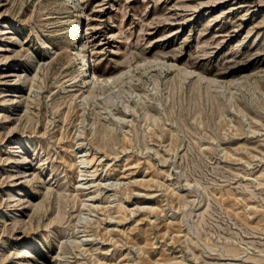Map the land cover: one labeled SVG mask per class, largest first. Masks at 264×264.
Listing matches in <instances>:
<instances>
[{
    "label": "rangeland",
    "instance_id": "374dc122",
    "mask_svg": "<svg viewBox=\"0 0 264 264\" xmlns=\"http://www.w3.org/2000/svg\"><path fill=\"white\" fill-rule=\"evenodd\" d=\"M0 264H264V0H0Z\"/></svg>",
    "mask_w": 264,
    "mask_h": 264
},
{
    "label": "bare ground",
    "instance_id": "6f19581e",
    "mask_svg": "<svg viewBox=\"0 0 264 264\" xmlns=\"http://www.w3.org/2000/svg\"><path fill=\"white\" fill-rule=\"evenodd\" d=\"M129 73H130L129 71L128 72H124V71L120 70V71H118V72H116L114 74H111V75H107V76H103L102 77V76H99V75H96L95 76V74L93 72L92 73V78L89 79L88 81H87V79H84L83 78V85H82V87H85V90H84V93L85 94L83 93L84 96H83V99L82 100L83 101L84 100H89V99H93L94 97L97 98V94L98 93L99 94H103V93L105 94V93L110 92L114 88L120 87L121 84L123 83L124 79L126 77H128ZM34 76H36V74H34ZM31 81H33V79H31ZM106 97L107 96H105V98ZM109 99H110V96H109ZM106 100H107V98H106ZM105 103H106V101H105ZM110 103L113 104V101L110 102ZM110 103H108V104H110ZM105 105H107V103ZM107 108H108V106H107ZM103 138H104V136L102 137V139ZM39 177H40V175H39ZM44 190H45V196L48 197V198H49L50 194L53 193L52 192V188L50 186L45 187ZM53 194H54L55 204H56V214H55V216L53 218V221L54 220L55 221H61L62 214L65 213V209L64 208H65L67 202L68 203L69 202L73 203L74 202V196L71 197L72 194L70 195V193L67 194V195H65L58 188L55 190V193H53ZM116 207H118L117 208L118 210H122V207L120 205L119 206H116ZM120 219H121V217H120Z\"/></svg>",
    "mask_w": 264,
    "mask_h": 264
}]
</instances>
